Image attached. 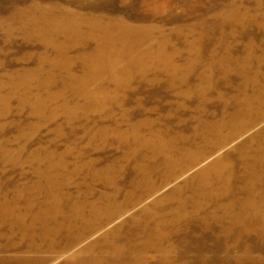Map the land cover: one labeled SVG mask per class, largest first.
<instances>
[{"label":"rangeland","instance_id":"obj_1","mask_svg":"<svg viewBox=\"0 0 264 264\" xmlns=\"http://www.w3.org/2000/svg\"><path fill=\"white\" fill-rule=\"evenodd\" d=\"M260 144L264 0H0V264H264Z\"/></svg>","mask_w":264,"mask_h":264},{"label":"bare ground","instance_id":"obj_2","mask_svg":"<svg viewBox=\"0 0 264 264\" xmlns=\"http://www.w3.org/2000/svg\"><path fill=\"white\" fill-rule=\"evenodd\" d=\"M264 150V145L260 144V154ZM260 158V156H259ZM257 159L256 163L248 165V170L250 171L249 181L253 180L254 177V170H256L255 174V181L254 183L249 182L243 186L244 196L245 198V205L244 206V213L242 219L244 220V224L246 227H264V217L262 215H258L257 212H252L249 208L250 205L257 201L263 202V194H264V175L261 176L260 174H264V153L262 154V159ZM260 173V174H259ZM203 174V173H202ZM203 182H206V178H202ZM227 192V189H225ZM256 192V193H255ZM255 193V194H254ZM253 194V197L250 198L249 195ZM263 203L259 206L258 213L262 211ZM221 220L223 216L221 215ZM210 222L206 223V227H208ZM115 238L117 239L116 232ZM220 256L214 255V264H218ZM225 264V261L223 262ZM227 264V263H226ZM228 264H234L229 263Z\"/></svg>","mask_w":264,"mask_h":264}]
</instances>
